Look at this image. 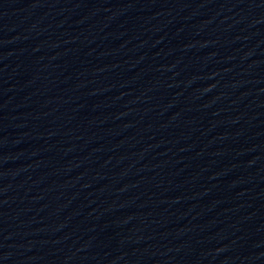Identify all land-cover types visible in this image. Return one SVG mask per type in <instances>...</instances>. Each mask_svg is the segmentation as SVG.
<instances>
[{"label":"water","instance_id":"1","mask_svg":"<svg viewBox=\"0 0 264 264\" xmlns=\"http://www.w3.org/2000/svg\"><path fill=\"white\" fill-rule=\"evenodd\" d=\"M0 264H264V0H0Z\"/></svg>","mask_w":264,"mask_h":264}]
</instances>
